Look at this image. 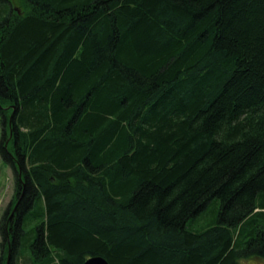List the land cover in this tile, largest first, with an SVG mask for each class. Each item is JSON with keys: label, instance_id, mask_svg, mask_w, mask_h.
Instances as JSON below:
<instances>
[{"label": "trees", "instance_id": "1", "mask_svg": "<svg viewBox=\"0 0 264 264\" xmlns=\"http://www.w3.org/2000/svg\"><path fill=\"white\" fill-rule=\"evenodd\" d=\"M20 4L0 0L9 264L23 240L40 264L264 260V0Z\"/></svg>", "mask_w": 264, "mask_h": 264}, {"label": "rangeland", "instance_id": "2", "mask_svg": "<svg viewBox=\"0 0 264 264\" xmlns=\"http://www.w3.org/2000/svg\"><path fill=\"white\" fill-rule=\"evenodd\" d=\"M11 1L15 10L21 13L22 11H21L20 0H11ZM2 135H3V127L0 116V142L2 140ZM14 192H15V178H14L13 169L11 165L0 154V226L2 224V219L4 214L6 213L7 210L8 211L10 210V203L14 198ZM218 206H219V201L217 199L213 200L208 206L206 212L198 219L199 224L206 225L207 223H211L216 218ZM2 242H3V236L0 229V264H1L2 254L4 252L5 254L7 253L6 249L4 248L5 246H3ZM8 245L9 246H8V253L6 258V264L8 263L9 257L11 255V247L10 244ZM17 254L18 257L15 260L16 264L41 263V262H37V263L33 262V259L31 258V250L28 248V243L25 240H23V243L21 244V246H19ZM240 264H264V260L260 258H244L240 260Z\"/></svg>", "mask_w": 264, "mask_h": 264}, {"label": "water", "instance_id": "3", "mask_svg": "<svg viewBox=\"0 0 264 264\" xmlns=\"http://www.w3.org/2000/svg\"><path fill=\"white\" fill-rule=\"evenodd\" d=\"M16 208H17V205L14 207V210L11 213V216H13V214L15 213ZM9 261H10V257H9L7 264H9ZM83 264H110V263L108 262L106 258L96 255V256H90Z\"/></svg>", "mask_w": 264, "mask_h": 264}]
</instances>
